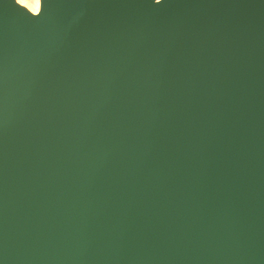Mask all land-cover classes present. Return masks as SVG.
Returning <instances> with one entry per match:
<instances>
[{
    "label": "water",
    "instance_id": "obj_1",
    "mask_svg": "<svg viewBox=\"0 0 264 264\" xmlns=\"http://www.w3.org/2000/svg\"><path fill=\"white\" fill-rule=\"evenodd\" d=\"M0 264H264V0H0Z\"/></svg>",
    "mask_w": 264,
    "mask_h": 264
},
{
    "label": "bare ground",
    "instance_id": "obj_2",
    "mask_svg": "<svg viewBox=\"0 0 264 264\" xmlns=\"http://www.w3.org/2000/svg\"><path fill=\"white\" fill-rule=\"evenodd\" d=\"M40 1L39 0V8L37 9V6H36V3H35V0H33V3L32 4H29L28 3V0H17V3L24 7V8H27L26 10H28L29 12H31L32 14H37V12L39 11L40 9Z\"/></svg>",
    "mask_w": 264,
    "mask_h": 264
},
{
    "label": "snow or ice",
    "instance_id": "obj_3",
    "mask_svg": "<svg viewBox=\"0 0 264 264\" xmlns=\"http://www.w3.org/2000/svg\"><path fill=\"white\" fill-rule=\"evenodd\" d=\"M15 2H16V4H18L17 3V0H15ZM28 3L29 4H32L33 3V0H28ZM35 3H36V6H37V9L39 8V0H35ZM19 5V4H18ZM25 9H27V8H25Z\"/></svg>",
    "mask_w": 264,
    "mask_h": 264
}]
</instances>
